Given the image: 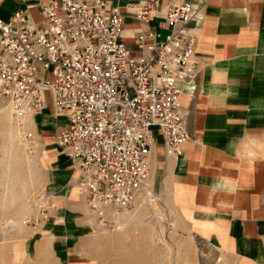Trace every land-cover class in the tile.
Wrapping results in <instances>:
<instances>
[{
    "label": "built area",
    "instance_id": "2783aa9c",
    "mask_svg": "<svg viewBox=\"0 0 264 264\" xmlns=\"http://www.w3.org/2000/svg\"><path fill=\"white\" fill-rule=\"evenodd\" d=\"M160 0L125 7L145 25ZM40 20L17 10L0 20V96L12 117L61 119L54 143L77 169V189L98 228L115 226L146 189L152 130L166 152L182 155L190 139L182 95L196 90L199 7L170 1L162 35H121L124 19L106 0H42ZM23 141H32L29 132Z\"/></svg>",
    "mask_w": 264,
    "mask_h": 264
},
{
    "label": "crops",
    "instance_id": "0c3cea01",
    "mask_svg": "<svg viewBox=\"0 0 264 264\" xmlns=\"http://www.w3.org/2000/svg\"><path fill=\"white\" fill-rule=\"evenodd\" d=\"M40 1L0 0V20L24 10L37 23ZM106 1L120 9L121 38L133 50L149 26L167 32L170 1L200 5L190 26L197 35L196 90L182 95L190 139L172 157L153 129L152 170L196 244L187 264H264V0H160L147 25L125 7L143 0ZM25 120L34 128L47 122L38 114ZM50 124L57 129L64 121Z\"/></svg>",
    "mask_w": 264,
    "mask_h": 264
},
{
    "label": "rangeland",
    "instance_id": "374dc122",
    "mask_svg": "<svg viewBox=\"0 0 264 264\" xmlns=\"http://www.w3.org/2000/svg\"><path fill=\"white\" fill-rule=\"evenodd\" d=\"M45 119L42 128L18 122L0 96V264H187L196 255L154 168L117 224L98 228ZM25 132L32 141L21 139Z\"/></svg>",
    "mask_w": 264,
    "mask_h": 264
}]
</instances>
